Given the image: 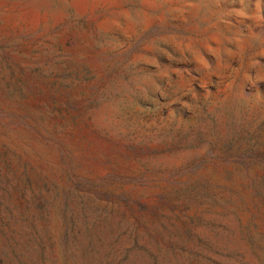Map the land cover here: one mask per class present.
Here are the masks:
<instances>
[{"label":"rangeland","instance_id":"374dc122","mask_svg":"<svg viewBox=\"0 0 264 264\" xmlns=\"http://www.w3.org/2000/svg\"><path fill=\"white\" fill-rule=\"evenodd\" d=\"M0 264H264V0H0Z\"/></svg>","mask_w":264,"mask_h":264}]
</instances>
